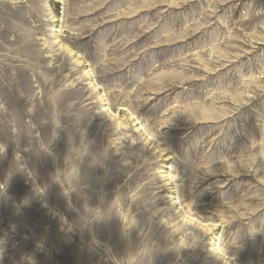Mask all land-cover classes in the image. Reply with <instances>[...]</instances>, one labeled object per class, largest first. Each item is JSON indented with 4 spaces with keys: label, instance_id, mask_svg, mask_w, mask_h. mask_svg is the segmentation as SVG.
I'll return each instance as SVG.
<instances>
[{
    "label": "rangeland",
    "instance_id": "374dc122",
    "mask_svg": "<svg viewBox=\"0 0 264 264\" xmlns=\"http://www.w3.org/2000/svg\"><path fill=\"white\" fill-rule=\"evenodd\" d=\"M0 264H264V0H0Z\"/></svg>",
    "mask_w": 264,
    "mask_h": 264
},
{
    "label": "bare ground",
    "instance_id": "6f19581e",
    "mask_svg": "<svg viewBox=\"0 0 264 264\" xmlns=\"http://www.w3.org/2000/svg\"><path fill=\"white\" fill-rule=\"evenodd\" d=\"M62 48H63V45H62ZM62 50H63V49H62ZM75 63H76V66H77V67H80L81 65H83L82 62L79 61V60H76ZM86 74H87V73H86Z\"/></svg>",
    "mask_w": 264,
    "mask_h": 264
}]
</instances>
